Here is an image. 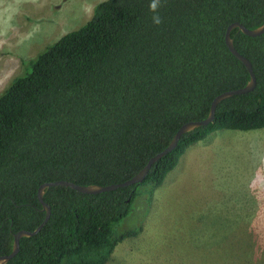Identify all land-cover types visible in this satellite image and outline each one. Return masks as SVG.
I'll use <instances>...</instances> for the list:
<instances>
[{
  "label": "trees",
  "instance_id": "1",
  "mask_svg": "<svg viewBox=\"0 0 264 264\" xmlns=\"http://www.w3.org/2000/svg\"><path fill=\"white\" fill-rule=\"evenodd\" d=\"M102 0L80 27L40 52L0 94V255L15 232L45 217L39 186L67 180L109 185L135 175L186 122L205 118L218 94L249 73L225 43L229 24L264 22V0ZM158 16L160 23H154ZM256 86L223 99L207 125L184 133L141 183L100 193L51 186L50 217L19 240L5 264H106L137 231L115 225L137 187H159L184 152L210 133L264 128V32L231 30Z\"/></svg>",
  "mask_w": 264,
  "mask_h": 264
},
{
  "label": "rangeland",
  "instance_id": "2",
  "mask_svg": "<svg viewBox=\"0 0 264 264\" xmlns=\"http://www.w3.org/2000/svg\"><path fill=\"white\" fill-rule=\"evenodd\" d=\"M102 0H0V94ZM205 155L137 187L106 264H264V128L221 129ZM197 145L189 147L187 159Z\"/></svg>",
  "mask_w": 264,
  "mask_h": 264
},
{
  "label": "water",
  "instance_id": "3",
  "mask_svg": "<svg viewBox=\"0 0 264 264\" xmlns=\"http://www.w3.org/2000/svg\"><path fill=\"white\" fill-rule=\"evenodd\" d=\"M235 27L239 28V30H241L244 34L248 36H258L264 32V22L255 28L249 29L245 27L244 25H242L241 23H239L238 21H234L228 25L226 32H225V43L228 49L235 57H237L245 65L249 73V79L247 83L245 84V86L237 88V89L227 90L215 96L211 102L209 113L205 118L201 120L189 121L183 124L182 126H180V128L173 135L170 143L167 145L165 149H163L162 151L150 157L147 163L135 175H133L131 178L123 182L112 183L109 185H99V184L79 185L77 183H74L72 181H67V180H56V181H48V182L42 183L38 188L37 196H38V200L40 201L42 205L43 210L45 211V217L39 223V225L36 226L33 230L21 229L14 233L12 249L8 254L0 255V264H5L8 260H10L18 252L20 238L28 237V236H32L36 234L49 219L50 213H51L50 206L44 200V194L47 188L51 186H67V187H70L82 193L92 194V193H100L104 191L113 190L119 187L128 186V185H132L135 183H141L144 180L145 176L147 175L152 164L155 163L158 159H160L164 155H166L168 152H170L177 145L179 138L184 133L191 131L197 127L207 125L213 120L214 115H215V109L217 105L223 99L228 98L235 94H242V93L248 92L256 86V77L253 72L251 62L249 61L247 57L243 56L241 53L237 51V49L234 46L233 39L230 36L231 30Z\"/></svg>",
  "mask_w": 264,
  "mask_h": 264
},
{
  "label": "crops",
  "instance_id": "4",
  "mask_svg": "<svg viewBox=\"0 0 264 264\" xmlns=\"http://www.w3.org/2000/svg\"><path fill=\"white\" fill-rule=\"evenodd\" d=\"M204 140V139H203ZM195 145H197V149L196 150H193L192 152H191V154L190 155H188V157H187V159H183L182 160V156H184V155H182L181 156V158L179 159V164H181V165H179L180 167L181 166H183L182 167V170H186L187 169V166H188V162L191 160V162L192 161H196L197 159H198V155H205V152L207 151V149L209 148L208 146H206V144L205 143H203L202 142V140H200V141H198V142H196V143H194ZM194 144L193 145H191V146H194ZM190 146V147H191Z\"/></svg>",
  "mask_w": 264,
  "mask_h": 264
},
{
  "label": "clouds",
  "instance_id": "5",
  "mask_svg": "<svg viewBox=\"0 0 264 264\" xmlns=\"http://www.w3.org/2000/svg\"><path fill=\"white\" fill-rule=\"evenodd\" d=\"M158 5H159V0H152V3L150 5L151 10L155 12L156 9L158 8ZM153 21L154 23H157V24L160 23V19L158 16H154Z\"/></svg>",
  "mask_w": 264,
  "mask_h": 264
}]
</instances>
